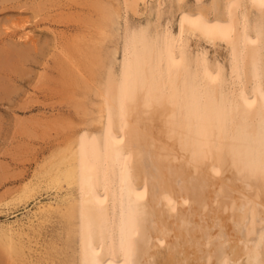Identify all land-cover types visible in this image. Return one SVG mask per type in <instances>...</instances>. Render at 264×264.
Masks as SVG:
<instances>
[{"label": "bare ground", "instance_id": "bare-ground-1", "mask_svg": "<svg viewBox=\"0 0 264 264\" xmlns=\"http://www.w3.org/2000/svg\"><path fill=\"white\" fill-rule=\"evenodd\" d=\"M149 1L93 3L100 32L117 38L93 89L100 125L45 166L51 198L27 221H0L10 258L29 264V234L41 236L55 212L75 244L63 264H264V0H172L165 23L154 0L156 20L134 24L130 12ZM192 41L224 47L227 64ZM94 48L87 71L102 61ZM8 58L0 70L15 68ZM12 74L0 75L3 90Z\"/></svg>", "mask_w": 264, "mask_h": 264}, {"label": "rangeland", "instance_id": "rangeland-1", "mask_svg": "<svg viewBox=\"0 0 264 264\" xmlns=\"http://www.w3.org/2000/svg\"><path fill=\"white\" fill-rule=\"evenodd\" d=\"M35 1L0 0V57L3 56L0 60L11 57L10 53L21 48L22 52L26 48L28 51H24L29 53L28 62L20 58L19 52L16 53L19 57L12 54L13 60L8 58L17 66L13 64L15 71L23 67L18 72L10 69L12 65L0 70V75L13 73L14 78L8 79L13 81L7 83L11 84L9 89L3 90L0 86V221H27L37 200L46 201L57 190L43 172L48 162L56 158L58 151L72 145L75 137L90 135L99 127L93 115L98 100L93 89L97 79L104 75L106 53L117 39L100 32L96 24L98 12L93 5L97 0H38L45 4H42L44 10L37 8ZM101 1L116 4L118 0ZM171 1L163 0L165 11L161 23L173 17L174 9H169ZM57 2H62V11L55 5ZM156 5V1H149L147 9L141 7L137 14L130 12V20L136 25L155 21ZM31 23L35 26L32 37H21L24 28ZM173 23L176 28L175 19ZM54 28L57 37L52 32ZM91 46L96 47L95 52L104 62L94 64V70L87 67V71L84 60ZM203 47L209 51L213 62L227 64L224 47L216 50L205 41L200 45L192 41V51ZM117 57H121L120 51ZM15 58H20L22 63L16 64ZM80 80L86 81L88 87L82 86L84 83L80 84ZM30 181L35 189L31 191L32 196L26 197L22 189L26 184L29 186ZM37 181L41 184H35ZM59 218L53 212L51 220L44 223L41 236L35 238L33 233L29 234L37 249L29 264H63L62 261L72 255L75 244L65 243L64 221ZM41 252L45 255L43 260L39 259ZM0 264H22L5 253L1 241Z\"/></svg>", "mask_w": 264, "mask_h": 264}]
</instances>
